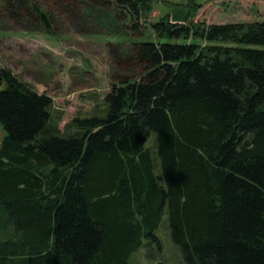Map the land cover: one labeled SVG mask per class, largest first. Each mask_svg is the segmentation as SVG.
Wrapping results in <instances>:
<instances>
[{
  "label": "trees",
  "instance_id": "16d2710c",
  "mask_svg": "<svg viewBox=\"0 0 264 264\" xmlns=\"http://www.w3.org/2000/svg\"><path fill=\"white\" fill-rule=\"evenodd\" d=\"M2 1L52 30L35 0ZM91 1L155 36L134 45L139 75L66 132L49 95L0 69V264H135L161 250L163 216L179 264H264V20Z\"/></svg>",
  "mask_w": 264,
  "mask_h": 264
},
{
  "label": "rangeland",
  "instance_id": "374dc122",
  "mask_svg": "<svg viewBox=\"0 0 264 264\" xmlns=\"http://www.w3.org/2000/svg\"><path fill=\"white\" fill-rule=\"evenodd\" d=\"M177 1L183 0H159L152 18ZM211 1L196 11L195 20H264V0ZM35 2L48 12L51 33L32 17L14 18L0 0V69L11 71L39 93L49 95L51 117L57 120L60 132H66L73 117L102 112L103 97L112 81L139 75L141 67L133 57L134 45L155 35L146 22L136 23L138 28L133 29L130 20L123 19L115 8L96 5L91 0ZM4 134L0 123V142ZM164 225L166 216L157 230L161 250L145 246L132 256L135 264H179Z\"/></svg>",
  "mask_w": 264,
  "mask_h": 264
},
{
  "label": "water",
  "instance_id": "95a60500",
  "mask_svg": "<svg viewBox=\"0 0 264 264\" xmlns=\"http://www.w3.org/2000/svg\"><path fill=\"white\" fill-rule=\"evenodd\" d=\"M2 83V75H1V71H0V85Z\"/></svg>",
  "mask_w": 264,
  "mask_h": 264
},
{
  "label": "bare ground",
  "instance_id": "6f19581e",
  "mask_svg": "<svg viewBox=\"0 0 264 264\" xmlns=\"http://www.w3.org/2000/svg\"><path fill=\"white\" fill-rule=\"evenodd\" d=\"M1 71V70H0Z\"/></svg>",
  "mask_w": 264,
  "mask_h": 264
}]
</instances>
